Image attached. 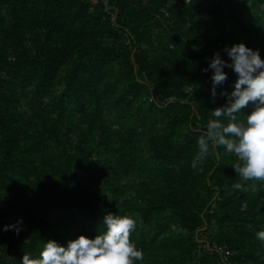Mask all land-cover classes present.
I'll list each match as a JSON object with an SVG mask.
<instances>
[{
	"label": "trees",
	"instance_id": "trees-1",
	"mask_svg": "<svg viewBox=\"0 0 264 264\" xmlns=\"http://www.w3.org/2000/svg\"><path fill=\"white\" fill-rule=\"evenodd\" d=\"M238 41L264 57V0H0V264L106 212L138 218L137 264H264V184L222 147L192 167Z\"/></svg>",
	"mask_w": 264,
	"mask_h": 264
},
{
	"label": "clouds",
	"instance_id": "clouds-1",
	"mask_svg": "<svg viewBox=\"0 0 264 264\" xmlns=\"http://www.w3.org/2000/svg\"><path fill=\"white\" fill-rule=\"evenodd\" d=\"M224 59L215 51L208 59L203 71L212 70L211 94L222 85L228 76L225 68L236 74L234 86L229 92L221 90L226 102L211 109V117L201 127L194 129L198 151L194 154L192 167L198 168L218 148L235 156L231 164L243 181L255 180L264 184V57L260 50L253 49L243 41L225 45ZM254 107L250 112L244 109L249 103ZM219 155V154H217ZM236 189L244 185L235 183ZM138 218L133 214L106 212L102 217L103 228L94 237L83 233L66 244L56 239H44L38 253H23L19 264H137L144 259L143 250L130 239ZM23 218L7 223L17 234L22 228ZM256 238L264 242V228L258 230Z\"/></svg>",
	"mask_w": 264,
	"mask_h": 264
},
{
	"label": "built area",
	"instance_id": "built-area-1",
	"mask_svg": "<svg viewBox=\"0 0 264 264\" xmlns=\"http://www.w3.org/2000/svg\"><path fill=\"white\" fill-rule=\"evenodd\" d=\"M225 253H226V254H229L230 252H229V250H226Z\"/></svg>",
	"mask_w": 264,
	"mask_h": 264
}]
</instances>
